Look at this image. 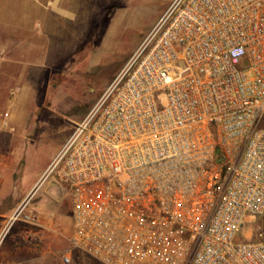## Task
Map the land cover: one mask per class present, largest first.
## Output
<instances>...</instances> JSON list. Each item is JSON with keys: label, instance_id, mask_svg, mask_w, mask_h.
<instances>
[{"label": "built area", "instance_id": "obj_1", "mask_svg": "<svg viewBox=\"0 0 264 264\" xmlns=\"http://www.w3.org/2000/svg\"><path fill=\"white\" fill-rule=\"evenodd\" d=\"M49 176L102 264H264V0H173Z\"/></svg>", "mask_w": 264, "mask_h": 264}, {"label": "rangeland", "instance_id": "obj_2", "mask_svg": "<svg viewBox=\"0 0 264 264\" xmlns=\"http://www.w3.org/2000/svg\"><path fill=\"white\" fill-rule=\"evenodd\" d=\"M172 1L0 0V21L6 12L12 17V10L1 8L6 3L26 4L38 31L34 47L24 51L29 63L10 66L8 73L0 69V190L6 193L0 210L7 212L5 224L10 226L0 234V261L19 231L35 248L30 257L36 264H102L69 242L66 189L52 176L40 179L74 124L90 111ZM7 33L12 40V31ZM29 196L24 210L33 209L38 220L9 223Z\"/></svg>", "mask_w": 264, "mask_h": 264}, {"label": "crops", "instance_id": "obj_3", "mask_svg": "<svg viewBox=\"0 0 264 264\" xmlns=\"http://www.w3.org/2000/svg\"><path fill=\"white\" fill-rule=\"evenodd\" d=\"M28 6L29 5L26 4L13 3L10 5L6 3L1 7L4 11H8V9L13 11L11 19L6 12L3 13V20L0 21V33H5V35H3L4 38L0 41V69L2 68L4 73H8L10 66L21 68L29 63L27 59L30 56L24 51L26 49L28 52V50L34 47V40L32 37L38 31L35 28L37 20L27 12ZM43 6L47 11L46 5ZM48 11L50 12L51 8H49ZM42 23L45 24V22ZM9 30L12 31V40L6 36ZM5 194L4 190H0V200H2ZM7 215V212L0 210V234L2 231L6 232L8 228H10V226L7 227L5 224V217ZM26 239L27 238L18 231L16 233L14 246L7 256L0 261V264H36V258L30 257V252H33L35 248H31L29 241ZM26 255H28V257H26Z\"/></svg>", "mask_w": 264, "mask_h": 264}]
</instances>
